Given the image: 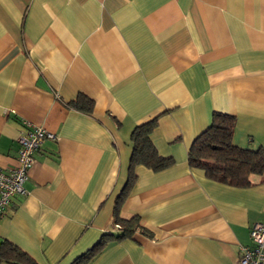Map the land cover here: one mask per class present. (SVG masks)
Wrapping results in <instances>:
<instances>
[{
	"label": "crops",
	"instance_id": "crops-1",
	"mask_svg": "<svg viewBox=\"0 0 264 264\" xmlns=\"http://www.w3.org/2000/svg\"><path fill=\"white\" fill-rule=\"evenodd\" d=\"M80 95L91 112L72 105ZM214 111L233 116V144L264 148V0H0V166L32 128L56 136L0 216V246L70 264L109 234L85 264H238L264 221V174L233 186L190 166ZM155 117L172 163L135 167L120 216L148 233L117 239L130 134Z\"/></svg>",
	"mask_w": 264,
	"mask_h": 264
},
{
	"label": "trees",
	"instance_id": "trees-1",
	"mask_svg": "<svg viewBox=\"0 0 264 264\" xmlns=\"http://www.w3.org/2000/svg\"><path fill=\"white\" fill-rule=\"evenodd\" d=\"M72 105L91 112L93 100L86 95H80ZM155 126L156 117L135 126L130 134L132 152L127 178L113 205L114 223L120 229V233L115 236L117 239L129 238L136 230L148 233L140 225L137 215L129 218L120 216L122 202L136 179L135 167L142 164L156 171L172 163L171 157H163L157 153L151 141L150 134ZM233 128L232 115L214 111L210 125L193 139L188 151V162L190 166L202 169L209 179L233 186H247L250 184V174H264V148L250 149L233 144ZM107 235L109 234H103L92 248L77 256L70 264H85L107 242ZM2 261L35 264L30 256L8 242H3L0 246V262Z\"/></svg>",
	"mask_w": 264,
	"mask_h": 264
},
{
	"label": "built area",
	"instance_id": "built-area-1",
	"mask_svg": "<svg viewBox=\"0 0 264 264\" xmlns=\"http://www.w3.org/2000/svg\"><path fill=\"white\" fill-rule=\"evenodd\" d=\"M53 132L34 127L18 137L19 148L15 165L6 170L0 166V216L10 205V198L25 193L23 183L33 164V152L44 139H54ZM252 245L240 246L238 264H264V221L254 223L249 230Z\"/></svg>",
	"mask_w": 264,
	"mask_h": 264
}]
</instances>
